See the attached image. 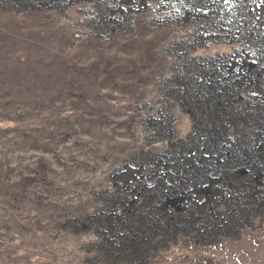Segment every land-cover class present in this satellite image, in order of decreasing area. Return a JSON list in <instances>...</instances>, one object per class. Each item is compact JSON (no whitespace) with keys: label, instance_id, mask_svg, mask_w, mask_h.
Masks as SVG:
<instances>
[{"label":"rangeland","instance_id":"obj_1","mask_svg":"<svg viewBox=\"0 0 264 264\" xmlns=\"http://www.w3.org/2000/svg\"><path fill=\"white\" fill-rule=\"evenodd\" d=\"M0 264H264V0H0Z\"/></svg>","mask_w":264,"mask_h":264},{"label":"bare ground","instance_id":"obj_2","mask_svg":"<svg viewBox=\"0 0 264 264\" xmlns=\"http://www.w3.org/2000/svg\"><path fill=\"white\" fill-rule=\"evenodd\" d=\"M246 44V43H245ZM249 46V45H248ZM245 51V50H244ZM257 96V95H256ZM259 106V105H258ZM257 106V107H258ZM178 177V176H177ZM180 177V176H179ZM184 179V178H183ZM180 184V183H179ZM184 184V183H183ZM176 195V194H175ZM186 201V198H185V196L184 195H178V196H176V197H172L171 199H169L168 201H167V204H165V205H172V207L175 209V211H176V213L177 212H180V211H182V210H184V207L182 206V205H180V204H182L183 202H185ZM165 209H166V206H165ZM185 212V211H184ZM168 219H169V217H168ZM153 230V229H152ZM147 244H148V242H147Z\"/></svg>","mask_w":264,"mask_h":264}]
</instances>
